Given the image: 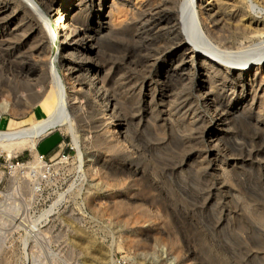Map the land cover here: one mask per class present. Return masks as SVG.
Listing matches in <instances>:
<instances>
[{
    "label": "bare ground",
    "instance_id": "bare-ground-1",
    "mask_svg": "<svg viewBox=\"0 0 264 264\" xmlns=\"http://www.w3.org/2000/svg\"><path fill=\"white\" fill-rule=\"evenodd\" d=\"M186 3L191 12L182 9ZM153 37L160 40L151 48ZM118 46L126 49L122 60L138 74L135 80L129 70L116 77L123 67L111 64L109 52ZM0 73L5 82L18 76L34 87L22 102L0 95V118L8 114L0 148L9 159L26 149L34 156L17 168L22 175L42 171L39 142L65 129L77 156L55 168L114 181L112 195L94 196V207L106 200L117 211L175 214L156 193H121L146 171L118 153L137 155L134 138L142 127L154 117L174 124L178 113L204 150L205 202L228 218L260 220L255 227L264 230V0H0ZM130 86H141L140 98L129 95ZM132 103L139 106L129 112ZM33 109L30 123H16L13 116ZM80 123L98 153L84 151ZM184 162L171 173L179 184ZM151 178L158 191L162 183ZM75 185L39 214L27 207L26 241L45 230L43 222ZM88 245V261L105 251L93 240Z\"/></svg>",
    "mask_w": 264,
    "mask_h": 264
},
{
    "label": "rangeland",
    "instance_id": "rangeland-1",
    "mask_svg": "<svg viewBox=\"0 0 264 264\" xmlns=\"http://www.w3.org/2000/svg\"><path fill=\"white\" fill-rule=\"evenodd\" d=\"M190 5L186 3L182 9L189 12ZM159 40L153 37L150 47L158 46ZM109 53L112 54L111 64L115 68L123 67L116 77L129 70L134 80L138 78L131 66L122 60L126 49L118 46ZM6 75L0 73V83L6 81ZM37 78L33 76L31 83L36 84ZM12 80L0 87V95L13 102H22L20 96L34 87L18 80V76ZM133 87H129V95L140 98L141 86ZM138 100H141L139 104H145L142 99ZM133 105L138 109V104H128L129 112H132ZM34 113L33 109L13 118L18 125L28 124ZM7 117L8 114H4L0 118V128H5ZM174 119L172 124L163 119L157 121L154 117L152 123L156 127L152 123L145 125L134 138L138 154H125L124 150L118 153L137 160L146 171L144 178L129 180L132 189L123 188L121 193L133 190L141 196L156 193V200L176 211L172 215L160 212L147 217L140 209L136 212L117 211L110 209L106 200L94 207V196H111L114 191V181L104 173L101 179L89 173L79 177L73 168L65 170L59 183L44 182L39 187L37 180L31 179L30 175H22L24 171L9 172L6 153L0 148L4 155L0 160V264H264V230L255 227L261 221L245 216L228 218L222 215L219 205L205 202L207 175L201 163L204 150L189 136L190 130L184 126L187 121L182 115L177 113ZM78 129L86 140L84 151L98 153L89 131L85 132L81 123ZM71 141L72 135L67 130L58 129L43 138L38 148L49 159H55L59 153L71 150ZM72 155L76 158V151ZM13 158L28 163L34 156L26 149ZM184 160V182L179 184L171 173ZM154 176L162 183L158 191L152 183L151 177ZM73 181H76L73 191L43 222L45 230L29 235L26 241V233L21 227L29 228L25 219L27 207H30L29 214H39ZM4 218L11 220L4 222ZM148 231H151L150 235ZM92 240L102 245L105 251L88 261L86 256L91 251L88 242Z\"/></svg>",
    "mask_w": 264,
    "mask_h": 264
},
{
    "label": "built area",
    "instance_id": "built-area-1",
    "mask_svg": "<svg viewBox=\"0 0 264 264\" xmlns=\"http://www.w3.org/2000/svg\"><path fill=\"white\" fill-rule=\"evenodd\" d=\"M76 150L71 146V150L64 151L63 153H59V155L55 159H49L46 153L39 152V160L43 164V169L37 170L36 168L30 169V176L37 180V185L41 187L44 182H53V183H59L61 179L65 176V170L64 169H56V165H62L63 163H67L68 161L73 160V152ZM3 154L0 152V160L3 158ZM24 164L21 163L19 160L16 161L15 158H7V168L11 174L17 173V168ZM1 183V178H0Z\"/></svg>",
    "mask_w": 264,
    "mask_h": 264
},
{
    "label": "crops",
    "instance_id": "crops-1",
    "mask_svg": "<svg viewBox=\"0 0 264 264\" xmlns=\"http://www.w3.org/2000/svg\"><path fill=\"white\" fill-rule=\"evenodd\" d=\"M42 140H43V139H42ZM42 140L39 142V145H38V146H39V148H40V146H41Z\"/></svg>",
    "mask_w": 264,
    "mask_h": 264
}]
</instances>
